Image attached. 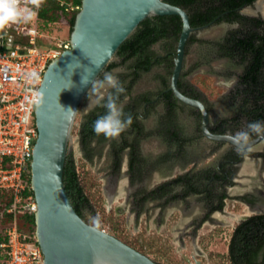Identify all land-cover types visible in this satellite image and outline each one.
Returning a JSON list of instances; mask_svg holds the SVG:
<instances>
[{"label":"rangeland","instance_id":"rangeland-1","mask_svg":"<svg viewBox=\"0 0 264 264\" xmlns=\"http://www.w3.org/2000/svg\"><path fill=\"white\" fill-rule=\"evenodd\" d=\"M257 2L241 10V13L249 17L264 18V11H258ZM239 28L238 23L222 22L210 25L195 32L193 36L198 42L187 47L183 82L193 88L208 105L212 128L216 127L218 120L237 117L239 101L234 103L228 95L238 85L245 66L235 60L218 58L215 44ZM43 29L44 37L40 40L43 49L71 40L70 26L66 20ZM170 43L159 42L153 46V50L160 57L172 55L177 51L178 44ZM121 62L122 59L116 55L111 63L119 65L111 71L105 69L97 80L103 79L105 72H112L120 81L124 79L126 84L131 83L132 79L128 77L131 73V62ZM172 72L171 64L165 62L154 66L150 72L141 74L132 86V96L121 103L123 109L132 97L143 94L157 97L167 90ZM112 90L107 87L101 90L104 99ZM89 96L96 98L90 89L81 103L69 150L90 200V205L83 209V219L91 225L92 218L98 216L102 230L149 256L158 264H231L228 259V246L234 229L246 217L256 213L264 214V141L251 149L239 167H233L237 172L233 186L217 184V192H225L228 199L225 200L224 210L215 212L207 222L200 224L207 214V208L204 197L199 195H191L167 206H163V200L149 201L139 215V208L134 200L136 189L150 191L191 170L217 169L218 164L236 149L228 143H218L204 137L199 111L180 103L177 124L181 129V136L191 141L185 145L184 152L179 157L159 162L174 149L171 141L161 133V123L167 110L160 103L149 108L148 113L141 110V124L146 133H152L141 142L142 153L153 166L150 175L142 186H132L127 175L128 157L124 153L122 176L116 185L111 176L110 142L94 144L96 154L92 162L84 157L80 144L81 124L85 116L96 108L86 109L90 103ZM35 123L36 117L33 116L31 125ZM233 125L236 126L237 121ZM129 130L130 127L125 131ZM115 139L120 141V136ZM181 190L182 188H177L176 191ZM6 225H0L1 236L9 226Z\"/></svg>","mask_w":264,"mask_h":264},{"label":"trees","instance_id":"trees-1","mask_svg":"<svg viewBox=\"0 0 264 264\" xmlns=\"http://www.w3.org/2000/svg\"><path fill=\"white\" fill-rule=\"evenodd\" d=\"M164 1L187 10L191 25L194 28L222 22L240 24L238 30L230 32L222 41L215 44L217 57L235 60L245 66L243 74L239 77L238 85L228 95V98L234 103L239 101L241 119H245L247 124L254 121H264V18L249 17L241 13V10L252 6L257 0ZM81 6L82 0H45L40 8V31L43 32V28L50 24L66 20L72 33ZM182 28L183 23L179 16L149 17L122 44L116 55L122 59V64L131 62L129 67L131 73L128 77L132 80L129 84L125 83L126 80H121L125 92L120 94L118 104L123 103L127 97L132 96V86L141 74L148 73L154 66L165 62H169L171 68H174V60L172 59H175L177 51L172 55L160 57L153 50V46L163 41H170V45L178 44ZM195 42H198V40L192 35L188 46ZM118 65L117 63H110L106 70L111 71ZM184 77L182 75L179 81L180 90L189 97L200 99V95L183 82ZM159 95H162L167 110L161 123V133L171 141L172 145L177 146L176 152H169L159 160V162H165L170 158L182 155L185 145L191 140L181 136V129L177 124V110L180 105L172 91L168 88ZM150 97L149 94L132 97L130 103L124 108L125 116L130 114L133 117L137 110H140L144 104L150 101ZM106 98L102 103L106 101ZM105 111V108L97 106L85 116L80 127V144L84 157L89 162H92L96 154L94 144L102 145L110 139L103 135L98 136L93 131L94 121L100 115H103ZM238 119V117H235L218 120L212 131L220 134L234 131L235 126L233 123ZM134 126L138 129L140 137L146 138L152 135V133H146L144 127L136 120ZM253 137H256V135L253 134ZM140 140L141 138H137L131 141L127 136H123L122 142H112L113 164L111 169L113 173L120 172L122 151L128 147L131 149L130 171L133 174L142 173L143 167L147 165L148 161L141 156ZM222 177L218 169L191 170L163 182L150 191H139L134 195L139 208L138 214L140 215L144 211V205L149 201L163 200V206H167L191 195H199L204 197L207 208V214L200 222V224H203L215 212L224 210L228 195L225 192L218 193L216 188ZM134 179L135 175L132 178V183ZM25 181L29 186L31 185V174L25 177ZM64 183L75 210L80 216H83V209L90 205V200L80 180L72 154H69L66 160ZM177 188H182L181 192H177ZM31 193L33 194L32 191L27 190L25 195ZM13 199L11 190L3 189L0 191V225H11L16 220L22 232L30 236L35 235V213L26 209H22L16 214L9 213L8 210L13 204ZM6 241L4 232L2 236L0 235V244ZM228 247V259L231 264H264V214H254L240 222L233 231ZM4 258L5 255L0 248V263Z\"/></svg>","mask_w":264,"mask_h":264},{"label":"water","instance_id":"water-1","mask_svg":"<svg viewBox=\"0 0 264 264\" xmlns=\"http://www.w3.org/2000/svg\"><path fill=\"white\" fill-rule=\"evenodd\" d=\"M153 16H179L183 23L169 90L180 103L200 112L204 137L235 147L225 138L231 133L212 131L206 103L185 95L179 87L189 39L210 25L192 27L187 10L164 0H82L71 33V48L49 65L40 89L42 103L35 112L38 138L31 163V186L44 264H158L106 231L105 236L90 232V224L75 210L64 183L72 130L79 107L91 89V83L81 87L82 77L93 69L90 79H98L122 44ZM69 108L74 112L67 111ZM263 141L264 137L251 140L242 158Z\"/></svg>","mask_w":264,"mask_h":264},{"label":"built area","instance_id":"built-area-1","mask_svg":"<svg viewBox=\"0 0 264 264\" xmlns=\"http://www.w3.org/2000/svg\"><path fill=\"white\" fill-rule=\"evenodd\" d=\"M43 37L40 9L35 21L12 24L0 31V191L13 192V204L8 210L12 214L22 209L37 212L32 186L25 181L31 174L38 138L37 124L31 125L37 106L35 94L40 93L51 62L71 48V41H61L43 49ZM33 72L39 74V82L29 79ZM27 190L33 194L26 196ZM5 236L7 241L0 244L5 258L0 264L45 263L36 233L30 236L22 232L15 220L5 229Z\"/></svg>","mask_w":264,"mask_h":264},{"label":"clouds","instance_id":"clouds-1","mask_svg":"<svg viewBox=\"0 0 264 264\" xmlns=\"http://www.w3.org/2000/svg\"><path fill=\"white\" fill-rule=\"evenodd\" d=\"M44 3L45 0H0V31L5 30L12 24L35 21L38 17V11ZM86 73L81 79V87H86L91 83V92L96 96L95 99L89 96L90 103L86 109H94L100 106L106 110L103 115H100L94 121L93 131L98 136L117 138L133 123L132 116L130 114L125 116L123 105L117 103L120 94L125 92V88L118 76L112 72H105L101 80L90 79L94 76L93 69L87 70ZM29 79L39 82L40 76L38 73L33 72L30 74ZM106 87L114 91L108 93L106 101L102 103L104 96L101 90ZM35 95L37 97L35 103L39 106L42 103L40 99L42 94L37 92ZM67 111L74 112L70 108ZM253 134L264 137V121L250 122L247 124L246 130H239L235 134H225V138L229 139L235 145L236 151L240 153L249 147ZM77 219L79 218L77 217ZM88 230L100 236L107 235L102 230V223L98 216L92 218Z\"/></svg>","mask_w":264,"mask_h":264},{"label":"flooded vegetation","instance_id":"flooded-vegetation-1","mask_svg":"<svg viewBox=\"0 0 264 264\" xmlns=\"http://www.w3.org/2000/svg\"><path fill=\"white\" fill-rule=\"evenodd\" d=\"M150 101L147 102L146 104H144L140 110H137L134 115H133V123L131 124L130 126V130L128 132L126 131H123L120 135V141L116 140L115 138H110L108 140V142H110V144H112V142L114 141H117V142H122L123 140V136H127V138L129 140H135V139H140L141 138V142L144 140L143 139V136L140 137L139 133H138V129L135 128L134 126V121L136 120L139 124H141L142 120H141V117H142V112L141 110L145 111L148 113V110L149 108H152L154 107L155 105H158L160 103H163L165 105V102H164V99L162 97V95H158L157 97H150L149 99ZM201 100V98L199 99ZM180 104V102H179ZM239 108H240V103H239V106H238V113H237V117L239 118L238 121H237V125L235 126V130L233 131V133H231L230 131H228L227 133H231V134H235L237 131L239 130H246V126H247V123H246V120L245 119H241V116H240V113H239ZM124 110V109H123ZM244 122V123H242ZM142 125V124H141ZM143 126V125H142ZM144 127V126H143ZM145 129V128H144ZM146 131V130H145ZM125 133V134H124ZM258 136L256 137H253L251 138V140L257 138ZM141 142H140V152H141V156L143 158H146L144 156V154L142 153V150H141ZM232 146V145H231ZM234 147V146H233ZM235 148V147H234ZM236 149V148H235ZM130 152H131V149L128 147L126 149H124L122 151V162L124 160V153H127V157H128V170H127V175L129 176L130 178V184L132 186H142L145 181L147 180L148 176L150 175V171L152 169V164L149 163V161L147 162V165H145V167H143V171L142 173H137V174H133L131 171H130ZM251 152V149L248 150L244 156V158H242V152L238 153L236 150L235 152H233L231 155H228L225 157V159H223L217 166V169L220 171V174L223 176L222 179H220V184H229L230 186H233V183H234V180L236 178V170L233 169L236 168V167H239V165L244 161L245 157L247 155H249V153ZM264 156V155H263ZM111 157H112V164H113V155L111 153ZM111 164V166H112ZM121 170H122V166H121ZM117 172V173H113V170L111 169V176L113 177L112 180H115V184L117 185L120 177L122 176V172ZM135 175V179H134V182L132 183V178L134 177ZM116 187V186H115ZM154 189V188H153ZM113 190H115V188L113 187ZM139 191H146L144 190L143 188H139V189H136V193H138ZM228 199V198H227ZM226 199V200H227ZM134 200H135V197H134ZM244 201H247L246 198H243ZM248 203L251 204V202L248 200L247 201ZM138 214V212H137ZM207 222V221H206Z\"/></svg>","mask_w":264,"mask_h":264},{"label":"bare ground","instance_id":"bare-ground-1","mask_svg":"<svg viewBox=\"0 0 264 264\" xmlns=\"http://www.w3.org/2000/svg\"><path fill=\"white\" fill-rule=\"evenodd\" d=\"M256 6L258 8V11H264V1L263 0H259L257 3H256Z\"/></svg>","mask_w":264,"mask_h":264},{"label":"crops","instance_id":"crops-1","mask_svg":"<svg viewBox=\"0 0 264 264\" xmlns=\"http://www.w3.org/2000/svg\"><path fill=\"white\" fill-rule=\"evenodd\" d=\"M172 146H174V149H173L172 152H176V151H177V146H175V145H172ZM175 158H176V157H175ZM206 169H208V168H206Z\"/></svg>","mask_w":264,"mask_h":264}]
</instances>
